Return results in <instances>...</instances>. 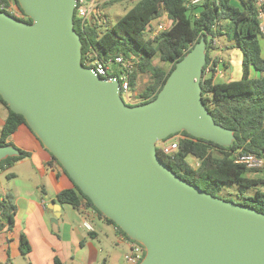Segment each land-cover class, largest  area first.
Returning a JSON list of instances; mask_svg holds the SVG:
<instances>
[{"label": "water", "instance_id": "1", "mask_svg": "<svg viewBox=\"0 0 264 264\" xmlns=\"http://www.w3.org/2000/svg\"><path fill=\"white\" fill-rule=\"evenodd\" d=\"M17 2L31 22L0 10V96L92 204L143 246L139 264H264V213L188 183L157 154L156 143L180 131L221 146L235 139L201 97L204 38L154 99L128 105L117 76L82 63L76 0ZM19 154L0 145V161Z\"/></svg>", "mask_w": 264, "mask_h": 264}, {"label": "trees", "instance_id": "2", "mask_svg": "<svg viewBox=\"0 0 264 264\" xmlns=\"http://www.w3.org/2000/svg\"><path fill=\"white\" fill-rule=\"evenodd\" d=\"M10 3H14L26 18L21 19L13 15L14 17L31 22L19 7L17 0H0V10L9 13ZM162 15H166L171 21L170 25L153 38L145 37L147 25ZM73 21L74 29L82 43L83 62L89 55L100 59L115 55H134L137 61L129 73L130 88L134 87L139 73L149 74V82L139 93L141 100L133 104L126 103L128 105L142 104L154 99L175 63L201 37L204 38L206 62L203 66L201 97L214 121L232 129L235 139L229 146H221L180 131L175 133L179 134L180 138L174 154L164 155L160 148L156 147L157 154L172 171L188 183L214 196H217L224 186H233L237 189L239 201L225 200L250 206L264 213V170L250 169L236 161L237 154L242 152L264 156V38L259 32L254 1L239 0V5H234L231 0H205L201 4L187 7L186 0H137L114 24L103 31L98 30L101 24L92 21L81 22L75 12ZM211 37H221L226 47L238 48L240 51L241 77L238 80L213 81V73L205 76L206 66L211 61L213 64L217 62V58L211 55L215 46L210 43ZM156 56L160 61L169 63V69L164 70L154 63L153 58ZM251 68L259 72L257 77H251ZM0 104L6 109V116L0 128V145H13L8 138L20 124H27L21 114L9 109L1 96ZM19 152V155L7 156L0 161L1 172L6 165L29 155V152L22 149H19ZM190 158L198 165H192ZM51 159L66 173L54 156L51 155ZM249 190H252V193H248ZM55 198L60 203H67L74 208L81 204L91 207L105 221L113 224L126 239L134 241L111 219L105 217L74 183L72 188L60 190ZM14 213L15 205L11 193L0 192V218L5 221L8 230L14 224ZM139 245L144 255V248ZM30 248L28 239L22 233L21 253L29 252ZM53 264L65 263L54 256Z\"/></svg>", "mask_w": 264, "mask_h": 264}, {"label": "crops", "instance_id": "3", "mask_svg": "<svg viewBox=\"0 0 264 264\" xmlns=\"http://www.w3.org/2000/svg\"><path fill=\"white\" fill-rule=\"evenodd\" d=\"M231 1L234 5H239V0ZM163 19L169 20L166 15H162L153 22ZM215 39L217 45L211 50V55L221 62V74L214 75L213 81L231 80L235 72L230 69L233 66V58L230 56L226 62L220 52L239 50L222 45L220 37ZM231 51L228 52L229 55ZM262 53L264 55L263 45ZM250 75L257 77L259 72L251 68ZM5 116L6 109L0 104V128ZM8 141L16 148L29 152V155L6 165L1 173L20 166V171L19 169L16 170L18 172L10 171V175H14V178L23 177L24 169L23 171L21 169L26 168L28 176L34 173L45 176L48 188L43 183L25 184L20 188L27 192H22L19 186L10 190L0 184V192H10L15 205L12 228L8 230L7 226H4L0 232V264H13L16 253L21 254L22 233L31 247L28 256L32 264H53L54 256L65 264H121L127 252L121 250V247L128 248L126 238L91 207L81 204L78 208L71 205L68 208L67 203L57 201L56 194L62 189L72 188L73 183L61 167L52 161L49 152L29 127L20 124ZM26 163L30 165H23ZM49 206L59 213L57 222H50L53 213ZM83 219H87L93 225L94 231H88L83 227Z\"/></svg>", "mask_w": 264, "mask_h": 264}, {"label": "built area", "instance_id": "4", "mask_svg": "<svg viewBox=\"0 0 264 264\" xmlns=\"http://www.w3.org/2000/svg\"><path fill=\"white\" fill-rule=\"evenodd\" d=\"M101 1L102 0H76L74 8L76 17L81 22L92 21L93 23L103 24L106 20V12L100 7ZM204 1L205 0H186V5L187 7H192L201 4ZM253 1L257 8L259 32L264 38V0ZM16 8L17 7L14 3H10L8 7L9 13L14 16L17 15L15 12ZM167 23L168 21L164 19L156 22H153L152 20L146 28L150 34L149 37L153 38L159 31L167 28L169 26ZM210 43L212 45H217V40L214 37H211ZM136 61L137 60L134 55H130L128 57L124 55H115L103 59L89 55L84 62L82 61V63L85 67L90 68L95 75L103 79L110 80L113 76H117L120 83V93L121 95H124L127 102H130L129 93L131 88L129 83V73L134 69ZM220 63V61H217L216 64H213L211 61L204 70L205 76H208L211 73H213V76L220 73ZM179 138L180 135L175 134L169 138L158 141L156 143V147H159L164 155L171 156L178 149ZM236 161L245 164V166L250 169H260L264 167V156L251 152H242L241 154H237ZM197 165L198 163L196 162L195 166ZM82 225L86 230L94 231L93 225L87 219H83ZM4 226L5 221L0 218V232ZM115 229L117 228L115 227ZM126 241L128 244V251L123 256L125 264H139L143 257V250L141 246L137 242L130 241L128 239H126Z\"/></svg>", "mask_w": 264, "mask_h": 264}, {"label": "rangeland", "instance_id": "5", "mask_svg": "<svg viewBox=\"0 0 264 264\" xmlns=\"http://www.w3.org/2000/svg\"><path fill=\"white\" fill-rule=\"evenodd\" d=\"M137 0H102L100 3V7L102 8L103 11L106 12V20L105 22H103V24L99 25L98 30L99 31H103L107 28H109L112 24H114L116 22V20L127 10L129 9L131 6H133L135 4ZM15 12L17 15V17L22 18L23 15L22 13L16 8ZM161 21V20H159ZM167 25H170V20H168ZM144 35L145 37H149V32L148 30L144 31ZM220 41L221 44H224V40L223 38L220 37ZM232 49H230L229 51H231ZM228 51V52H229ZM233 51H235L233 53ZM228 52L226 50H222L220 52V55L222 56V58L228 62L230 56H232L233 61H232V65L231 66V71L234 72V75L232 76L231 80H238L241 77V54L239 51L233 49L230 52V55L228 54ZM238 57V59H237ZM153 62L160 65L164 70L169 69L170 64L169 63H165L159 60L158 56L153 58ZM220 73H217L216 75H219ZM150 80V76L148 73H139L136 76V81H135V85L133 88L130 89V93H129V97H130V102H127L124 98V95H122L124 101L126 103H136L138 101L141 100V97L139 96V93L143 90V88L145 87V85L149 82ZM218 80V79H216ZM190 163H192V165H196V161L192 158H190L189 160ZM23 165H30L29 163L23 164ZM20 171V166H18L15 169H8L6 172L0 173V184L2 186H4L6 189H12L15 188L16 186H22V185H31V184H36V183H43L46 188H48V181L47 178L45 176H42L38 173H34L32 176H28L27 175V169L26 168H22L21 170L23 172V177L19 178H14V175H10V171H15L18 172L16 170ZM262 170H264L263 168H260ZM22 188H20L21 190ZM22 192H27V191H23ZM48 192V191H47ZM248 193H252V190H249ZM217 197L222 198V199H230L233 200L235 202L239 201V197L237 194V189L233 186H224V188L217 194ZM67 207L70 208L71 206L69 204H67ZM121 250H124L125 252L128 251V248L122 246ZM29 252H26L24 254H20L19 252L16 253L15 257L13 258V264H32L29 256H28ZM121 264H125L124 258L121 260Z\"/></svg>", "mask_w": 264, "mask_h": 264}, {"label": "flooded vegetation", "instance_id": "6", "mask_svg": "<svg viewBox=\"0 0 264 264\" xmlns=\"http://www.w3.org/2000/svg\"><path fill=\"white\" fill-rule=\"evenodd\" d=\"M24 18H26V17H22L21 19H24ZM27 18H28V17H27ZM173 135H174V134H173ZM173 135H171V136H173ZM171 136H169V137H171ZM169 137H168V138H169Z\"/></svg>", "mask_w": 264, "mask_h": 264}]
</instances>
